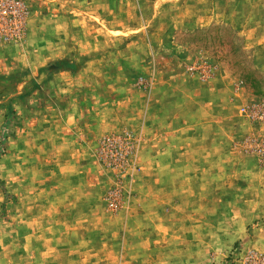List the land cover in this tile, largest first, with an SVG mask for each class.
<instances>
[{
    "label": "rangeland",
    "instance_id": "1",
    "mask_svg": "<svg viewBox=\"0 0 264 264\" xmlns=\"http://www.w3.org/2000/svg\"><path fill=\"white\" fill-rule=\"evenodd\" d=\"M19 1L25 28L0 39V264L264 253V0ZM112 135L130 146L115 167Z\"/></svg>",
    "mask_w": 264,
    "mask_h": 264
},
{
    "label": "built area",
    "instance_id": "2",
    "mask_svg": "<svg viewBox=\"0 0 264 264\" xmlns=\"http://www.w3.org/2000/svg\"><path fill=\"white\" fill-rule=\"evenodd\" d=\"M26 15V6L19 0H0V39L10 41L19 38L25 28ZM129 147L127 136H107L101 141L98 154L105 163L115 167L125 162L124 157ZM116 198L113 196L109 199L111 207L118 205ZM235 264H264V253L247 251L237 259Z\"/></svg>",
    "mask_w": 264,
    "mask_h": 264
},
{
    "label": "crops",
    "instance_id": "3",
    "mask_svg": "<svg viewBox=\"0 0 264 264\" xmlns=\"http://www.w3.org/2000/svg\"><path fill=\"white\" fill-rule=\"evenodd\" d=\"M72 124V123H71ZM62 126H64V127H62V128H65V127H69V123H68V120H67V122L65 123V125L62 123ZM174 129H176L175 127H174ZM95 130V129H94ZM69 130L67 129V132H68ZM96 133H98V132H96ZM80 137H82L81 135H80ZM82 140L84 141L85 139H83L82 138ZM94 141V140H93ZM92 141V142H93ZM85 142V141H84ZM86 144H88V142H85V145ZM90 144V143H89ZM90 146V145H89Z\"/></svg>",
    "mask_w": 264,
    "mask_h": 264
}]
</instances>
